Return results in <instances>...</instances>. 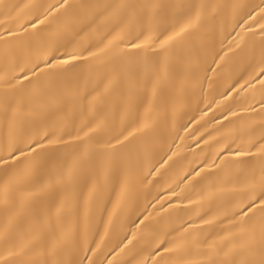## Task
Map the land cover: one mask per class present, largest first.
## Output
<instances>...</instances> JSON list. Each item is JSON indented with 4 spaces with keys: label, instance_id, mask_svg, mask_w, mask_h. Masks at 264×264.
<instances>
[{
    "label": "bare ground",
    "instance_id": "6f19581e",
    "mask_svg": "<svg viewBox=\"0 0 264 264\" xmlns=\"http://www.w3.org/2000/svg\"><path fill=\"white\" fill-rule=\"evenodd\" d=\"M0 37V264L258 258L264 0H0Z\"/></svg>",
    "mask_w": 264,
    "mask_h": 264
},
{
    "label": "snow or ice",
    "instance_id": "6c2138e0",
    "mask_svg": "<svg viewBox=\"0 0 264 264\" xmlns=\"http://www.w3.org/2000/svg\"><path fill=\"white\" fill-rule=\"evenodd\" d=\"M67 3V0H64V4ZM63 6V5H61ZM42 22V21H41ZM35 26V24H33V27ZM191 26V25H188ZM187 27V26H186ZM185 31L184 28L181 29V32ZM180 33H177V35H179ZM2 38V37H0ZM169 40L172 39V37H168ZM149 41H145V43H148ZM167 40L162 42L163 44H166ZM132 47H136L139 48L141 45L140 44H133L131 45ZM58 51V49H57ZM84 58V53L80 52V53H76L74 55H72L70 58L65 59L62 57H57L55 55L52 56V59L49 60L47 56L44 57V63L43 65L40 64H35L33 65L32 69H31V73L32 75H36L37 71H43L44 68H51L54 67L55 65L58 64H68L70 62V60H76V59H83ZM50 74V73H49ZM24 79H28V74L25 73ZM19 79V78H17ZM40 77L37 76V82H39ZM29 83H32V81H29ZM262 84H264V81H262ZM52 142V141H49ZM44 147V141L43 140H38L35 143L29 142V144L25 147V148H21L19 150L20 155H25V156H29L30 154V160L28 161L29 165L33 168H35L36 170H40L41 168L44 167V161L42 159L43 153L42 152H37V148H43ZM251 155V149H248L247 151L241 149L239 150L236 155ZM14 157L12 155H10L7 158H3L0 159V162L2 163H7L9 159H13ZM262 179H261V183H260V188H259V194L257 195L256 191H253L252 194V199L248 202L247 207L244 210L243 215H248V213H251L250 216H248V220H252L255 217L259 216L261 217V224L262 226H264V171H262ZM64 177L62 176L61 179H63ZM72 178V169H69L68 171V179ZM253 183L255 184V180L253 181ZM165 251H168V249H165ZM258 256V258H254L251 260H246L244 262V264H264V246L261 247V249L259 250V252L256 254Z\"/></svg>",
    "mask_w": 264,
    "mask_h": 264
}]
</instances>
